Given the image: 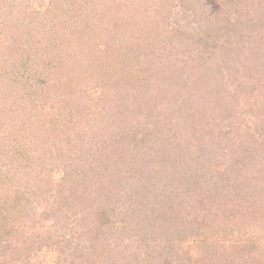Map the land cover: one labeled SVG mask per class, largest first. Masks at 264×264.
Returning <instances> with one entry per match:
<instances>
[{"label": "trees", "instance_id": "1", "mask_svg": "<svg viewBox=\"0 0 264 264\" xmlns=\"http://www.w3.org/2000/svg\"><path fill=\"white\" fill-rule=\"evenodd\" d=\"M258 22L264 0H0V242L24 236L21 258L0 264H43L28 253L44 249L58 264L263 252ZM49 219L78 240L27 230ZM126 232H141L140 255Z\"/></svg>", "mask_w": 264, "mask_h": 264}, {"label": "rangeland", "instance_id": "2", "mask_svg": "<svg viewBox=\"0 0 264 264\" xmlns=\"http://www.w3.org/2000/svg\"><path fill=\"white\" fill-rule=\"evenodd\" d=\"M121 6L123 7V9H121L119 11L118 15L120 14L119 16L121 18H123V19L125 18L127 20H130L133 17L134 10H129L128 11L127 9L124 8V5H121ZM194 7L196 8V6H193V8L189 10L190 14L192 16L191 20L195 19L194 15L192 14V10H194ZM261 12L262 11L260 9H258V8L255 11H253V16L255 17V19L258 20V17L261 15ZM136 15H138V14H136ZM183 15H184V13L180 11L177 14L178 19H182ZM183 21H185V19H183ZM181 22H182V20H181ZM258 23H259L258 26H260V28L264 27V25H261L260 22H258ZM196 24H199V23H196ZM260 30H262V28ZM33 82L35 83L36 80L34 79ZM31 87H32V89H34V87L36 89L38 86H37V84H35V86L33 84H31ZM144 120L145 119H143V121ZM160 121H161V123L164 124V122L162 120H160ZM138 127L145 128V124H143L141 122V124H139ZM162 132L165 133V127L162 129ZM153 135L156 136V132L155 131H151L148 134V137L150 138ZM146 139H147V142L150 143L149 145H151L152 142L150 140H148V138H146ZM151 179L152 178H149L148 180H151ZM143 182H145V181H143ZM147 182L148 181H146V183ZM148 183L150 184V182H148ZM40 208H41V210L39 211V213L42 212V208L43 207L40 206ZM44 222L39 223V220L37 222L33 221V223H34V225L36 227H34L33 230H32V228H29L27 230L29 232L31 231L33 234L38 233V235L41 236V237L51 235L53 239L62 238V236L65 237V235L68 236L69 233L72 232L73 233V239L74 240H78V234H79L78 231H80L81 228L77 227L73 223L72 224H66L64 222H60L62 224H56V223H53L52 219L51 220L50 219L46 220ZM237 227H238V233L235 234L234 237H232L233 240L236 241V242H242L244 244H247V242L249 241L248 238H249V236L251 234L247 233V231L245 230V228L242 225H238V224L234 223V228L236 229V232H237ZM141 232H136L137 234H134L135 232H126V239L127 240H126V242H124V244H128L129 245L128 251H129L130 255H133V256L140 255V253H136V251L139 249L140 244H141V242H140L141 236H139V234H138V233H141ZM9 237H11L10 240H7L5 238V239H3L2 242H0V256H1V260H6L7 258H9L10 261H11V260H15L16 257H17V261H18L21 258L20 256L22 255L21 250H22L23 246H21V243H22V240H23L24 236H21L22 238H20L19 242L17 241L18 238H17L16 234L11 235ZM244 244H243V246H245ZM245 251L248 252L249 250L245 249ZM262 251L264 252V249ZM263 252H260V253H246L245 258L243 257L242 261L245 264H248V263H250V264H254V263L255 264L256 263L257 264H264V253ZM58 253H63V252L60 251V250H55V252L49 253L48 250L44 249V250H34V251H31L28 254L32 257L33 260L38 259V260L43 261V264H58L59 259H61V257L64 256V255H60L61 256L60 257L58 255ZM107 253H111V251L110 250H106V251L103 250V252H98V251L95 250L94 253L90 254V256H91L90 260L92 258V262L91 263L92 264H107L106 261H102L101 260L103 257L106 256ZM100 254H102L103 256L100 255ZM150 255H153V253H151ZM261 258H262V260H261ZM11 262H14V261H11Z\"/></svg>", "mask_w": 264, "mask_h": 264}]
</instances>
